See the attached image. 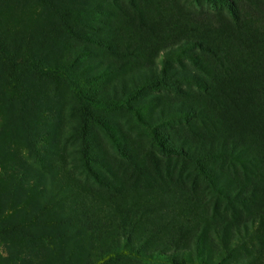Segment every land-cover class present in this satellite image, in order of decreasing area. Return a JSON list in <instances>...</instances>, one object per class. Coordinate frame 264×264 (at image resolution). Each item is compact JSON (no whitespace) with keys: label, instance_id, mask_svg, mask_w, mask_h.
<instances>
[{"label":"rangeland","instance_id":"obj_1","mask_svg":"<svg viewBox=\"0 0 264 264\" xmlns=\"http://www.w3.org/2000/svg\"><path fill=\"white\" fill-rule=\"evenodd\" d=\"M249 115L264 116V0H0V264H264ZM233 143L245 170L215 153ZM200 241L204 262L186 261Z\"/></svg>","mask_w":264,"mask_h":264},{"label":"trees","instance_id":"obj_2","mask_svg":"<svg viewBox=\"0 0 264 264\" xmlns=\"http://www.w3.org/2000/svg\"><path fill=\"white\" fill-rule=\"evenodd\" d=\"M83 19V18H82ZM81 19V20H82ZM87 18H84L80 24L82 25H86V20ZM87 26V25H86ZM74 33V36H76L77 38L79 39H84V40H91L93 39L92 36H90L89 34L85 33L84 31H82L81 29H78L76 31H73ZM187 40V38H185ZM195 40H190L192 45H196L197 47L199 48H203V49H209V47L211 46L210 44H204L202 42H198L197 41V38H194ZM180 43H182V40L180 41ZM210 45V46H209ZM105 47H108V48H111V46L109 45H105ZM212 47V46H211ZM214 51L213 48L211 49V52ZM193 63L197 60L195 59H192ZM218 62V65L222 66V62L221 61H217ZM165 65L167 67L168 63L165 62ZM201 63L198 64V67H201L200 66ZM170 67V70L176 74V72L178 71V64H170L169 65ZM198 69H201L202 68H198ZM225 69H227V71H230V66H227L225 67ZM165 70V69H164ZM163 70V71H164ZM167 85H169L168 82H165ZM191 111V110H190ZM244 120H247L244 125L247 126L250 130H251V134H254V136H256L258 138L259 141H264V116H256V117H252L251 115L247 116ZM153 135H154V139L155 141L157 142L159 148L162 150L163 154L164 155H188L187 152H185L182 148H176V147H173V146H170L169 144H167V139H163L161 137H159L156 132H153ZM238 145L236 143H233L230 147H227L225 145H223V147L220 148L219 151L215 152L216 154H221L223 155L225 158H229L231 160V162H233L235 164L236 163H240L241 167H242V170H245V166L243 164V162L246 160V157H247V154L246 152H242L243 153V156L239 154V152H237L238 148L237 147ZM243 149L246 150V148L243 147ZM129 157V156H128ZM131 161L130 163L131 164H135L134 160H129ZM197 167L199 168V170L201 171V173H203V176L205 178V180L207 181L208 183V186L210 187V189L212 191L215 192V195L218 197H222V198H225L226 196H228V194L230 196H232L230 193V187L228 186V183L227 182H221V184L225 185V186H220L219 185V182L217 179H215L213 176V172L206 168V166H204V164H202L200 161H197ZM137 167V166H136ZM90 172V174L98 181L101 182V184H104V185H108L107 182H105L101 176H99L97 174V172L89 169L88 170ZM109 175L112 176V178H109V183H111L112 181L114 182V176H113V173H110ZM229 187V191H227ZM243 207H245V202H243L241 204ZM249 221V220H248ZM248 221L247 222H243L241 223L240 225L242 226H245L248 224ZM218 230H216L217 232ZM219 238L222 239V242L224 244L227 243V238H226V232H223V233H220L219 235ZM123 239H124V245L126 246V250L129 251V253H132L134 255H137L138 257H148V258H151L150 257V253H147V252H143L141 251L140 248H134L133 246H131L130 244V237L128 236V234H124L123 235ZM201 242V241H200ZM198 242L197 246H198V249L196 251V256L197 258L196 259H192L191 256L190 258H188L186 261L192 263V262H200V263H203L204 262V255H203V252H202V242L200 243ZM189 253V250H186L185 251V254L187 255Z\"/></svg>","mask_w":264,"mask_h":264}]
</instances>
